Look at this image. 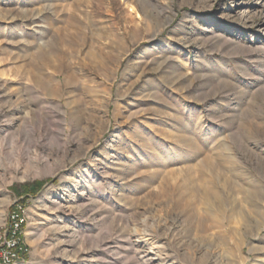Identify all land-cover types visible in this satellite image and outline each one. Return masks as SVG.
<instances>
[{
  "label": "rangeland",
  "instance_id": "1",
  "mask_svg": "<svg viewBox=\"0 0 264 264\" xmlns=\"http://www.w3.org/2000/svg\"><path fill=\"white\" fill-rule=\"evenodd\" d=\"M15 202L27 264H264V0H0Z\"/></svg>",
  "mask_w": 264,
  "mask_h": 264
},
{
  "label": "built area",
  "instance_id": "2",
  "mask_svg": "<svg viewBox=\"0 0 264 264\" xmlns=\"http://www.w3.org/2000/svg\"><path fill=\"white\" fill-rule=\"evenodd\" d=\"M27 209L15 202L7 214L5 227L0 236V264H27L30 247L26 242L28 225Z\"/></svg>",
  "mask_w": 264,
  "mask_h": 264
},
{
  "label": "trees",
  "instance_id": "3",
  "mask_svg": "<svg viewBox=\"0 0 264 264\" xmlns=\"http://www.w3.org/2000/svg\"><path fill=\"white\" fill-rule=\"evenodd\" d=\"M43 185V182L37 181L30 184H24L20 186V191L26 196H34L40 191Z\"/></svg>",
  "mask_w": 264,
  "mask_h": 264
},
{
  "label": "bare ground",
  "instance_id": "4",
  "mask_svg": "<svg viewBox=\"0 0 264 264\" xmlns=\"http://www.w3.org/2000/svg\"><path fill=\"white\" fill-rule=\"evenodd\" d=\"M133 11V10H132ZM135 11V10H134ZM31 224L29 225V227H28V229H27V231H26V233H25V236L27 235V237L29 238V236L31 235ZM28 240V239H27Z\"/></svg>",
  "mask_w": 264,
  "mask_h": 264
}]
</instances>
